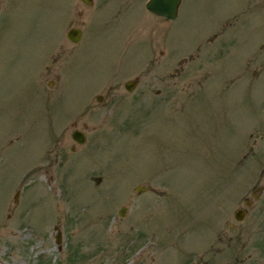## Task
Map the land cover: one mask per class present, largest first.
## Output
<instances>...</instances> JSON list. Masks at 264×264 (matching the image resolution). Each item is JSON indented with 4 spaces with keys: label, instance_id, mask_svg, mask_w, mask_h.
<instances>
[{
    "label": "rangeland",
    "instance_id": "374dc122",
    "mask_svg": "<svg viewBox=\"0 0 264 264\" xmlns=\"http://www.w3.org/2000/svg\"><path fill=\"white\" fill-rule=\"evenodd\" d=\"M13 1L1 0L0 264H200L204 251L208 264H234L216 252L235 141L256 108L239 93L264 102V0H184L175 20L148 0L114 1L74 48L81 0L70 24L73 0ZM63 37L47 75H60L50 96L63 89L46 99L41 52ZM112 76L142 85L109 93ZM96 88L103 99L86 113ZM164 97L171 108L152 118ZM73 122L88 135L77 152ZM90 146L92 157L77 154Z\"/></svg>",
    "mask_w": 264,
    "mask_h": 264
},
{
    "label": "flooded vegetation",
    "instance_id": "af4514ba",
    "mask_svg": "<svg viewBox=\"0 0 264 264\" xmlns=\"http://www.w3.org/2000/svg\"><path fill=\"white\" fill-rule=\"evenodd\" d=\"M14 1L12 3H14ZM19 1L21 0H17V2ZM79 1L80 0H73L70 8L68 9L69 24L73 21V11ZM114 1L118 0H81L84 7L83 10L79 12L78 16H84V19H82L83 21L80 22L79 25L72 26L66 34L67 39L74 44L73 48L77 47V45L84 40V35H86V32L89 29H92L93 21L97 17V14H99V12L103 11L104 9H107ZM17 2H15V4L12 6L13 9ZM3 7L4 5L0 0V23L11 13L10 10L9 13H6L2 16L1 13ZM72 30H77L81 33L80 39L77 42L73 41L68 36L69 32ZM218 30L220 31V35L225 32V28H219ZM64 41L65 40L63 37V42ZM63 45L65 46L67 44H65V42L63 44H58L57 46L49 48L50 50L48 49V47H46L45 50L41 52V58H44L39 83L41 85V88H43L44 93L46 94V99H53V97L57 95L56 92L63 89V85H60L58 87L59 89L54 90L52 92L53 94L51 93L50 96V92H48V89L55 86L54 84L58 82V77H60V75H58V77L47 79L48 73L50 71L54 72V68H56V66H53V63L50 64L49 62L51 59L50 51L53 49H58V46ZM65 54V52L62 53L63 56ZM58 60H60L61 63L63 62L62 57L58 58L57 60L56 58L52 59L53 62ZM50 66H52L53 68H50ZM58 67L61 68V65L57 66V68ZM156 78L158 79V76ZM157 79L155 82L159 83L161 79H158L159 81ZM118 80L122 79L118 78L117 76H112L100 87H102V89L109 87V93H112V89L118 90L123 88L124 90L122 91L124 92V95H131L137 92L136 89L142 85V78L140 76H136L133 79L126 80L125 82H123V84L118 83L115 85V82ZM96 90L97 88L91 92L89 99L85 104L86 113H89L91 111V103L93 99L97 98L98 102H101L103 99V96L101 94L93 95L94 91ZM239 94L242 96L239 97V101L240 99H242L241 102L250 104L251 107L256 108L251 109V111L248 113L249 119L247 120L249 122V125L242 131V135L238 134V140L235 141L236 150L234 152L237 158H235V170L230 175L234 178V182H237L235 183V190L233 189V191H230V194L233 195V208L231 211L226 210V212L223 213V216H226V221H224L223 224L221 223L220 226V242H218L220 243V247L216 254L218 255L228 251V253L234 260V264H264V102L262 100H259L256 103V101L253 99L254 96H252V94L248 91ZM167 101L169 100L165 98V105L158 108L155 107L153 109L154 113H152V118H159L160 116L158 115L161 114L159 113L160 111L164 114L166 113L168 108H171L168 107L169 104H167ZM255 103L256 106H254ZM114 104V102L112 104V99L110 98L104 105H106L108 108H111ZM156 111L158 112L156 113ZM246 113H244L243 115H245ZM150 114L151 113L149 112L145 113V111L139 113V115H141V118L139 119L141 127H143L146 123H148V126H150V123L147 121L148 119L145 117V115ZM238 114L242 116L240 113ZM240 118L241 117H239L238 120H240ZM72 125H74L73 132L75 130L81 131L82 133L80 134V137H85L84 143L73 140L76 145H74L71 149L73 152H77L78 147H81L86 143L88 135L86 132L81 130L82 128L80 129L79 126L77 127L78 124L76 122H73ZM251 128L253 129L249 133V137H247V131H249V129ZM96 146H100V144ZM93 147L95 146H90L89 148L79 151V153L77 154L83 153L85 156L92 157V153L94 152L92 151ZM88 173L92 174L93 172H90V169H88ZM102 173L105 174L104 171H102ZM85 174H87V171L85 172ZM225 190L226 189H224V191ZM225 228H227V231L224 230ZM204 250L205 249H203L202 251ZM202 255H204L202 256L204 258L205 251L202 253ZM203 258L200 257V264H208V262L204 261Z\"/></svg>",
    "mask_w": 264,
    "mask_h": 264
},
{
    "label": "water",
    "instance_id": "95a60500",
    "mask_svg": "<svg viewBox=\"0 0 264 264\" xmlns=\"http://www.w3.org/2000/svg\"><path fill=\"white\" fill-rule=\"evenodd\" d=\"M182 0H149L147 2V8L158 14V15H162V16H166L168 18L174 19L177 17L178 15V11H179V7L181 5ZM69 38L72 39L73 41L77 42L80 39L81 33L80 31L77 30H72L69 32ZM80 132L75 131L73 134V137L75 140L79 141V142H84V138L80 137ZM140 189H145V187H138L137 190ZM121 215L125 214V209L123 208L120 211ZM61 238V232L58 233L57 235V242L60 241Z\"/></svg>",
    "mask_w": 264,
    "mask_h": 264
}]
</instances>
